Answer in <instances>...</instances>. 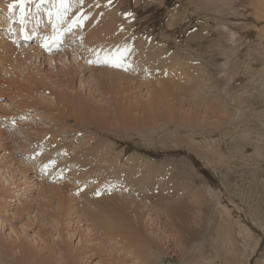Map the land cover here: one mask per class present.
<instances>
[{
  "label": "rangeland",
  "instance_id": "obj_1",
  "mask_svg": "<svg viewBox=\"0 0 264 264\" xmlns=\"http://www.w3.org/2000/svg\"><path fill=\"white\" fill-rule=\"evenodd\" d=\"M84 1L83 9H79L80 12L71 20L76 21L84 14L86 19L82 23L65 22L67 25L58 29L62 27L60 22L69 18L66 11L70 7L72 9L73 2H65L68 4L64 6L58 0H24V22L21 23L20 0H0V38L5 44L2 43L3 48L0 49V264H153L152 260L150 262V250H146L152 243L160 252L157 264H224L219 255L223 233L235 231L241 237V223L258 237L255 252L251 248L246 254V263L264 264V229L256 227L252 221L264 213V163L260 158H252L251 163L249 161L245 166L239 159L225 157L223 151L221 154L209 152L208 156L201 152L205 148L209 151V144L210 149L213 144L216 148L219 145L223 147L224 139L228 140L233 133L228 129L233 130L237 126L236 100L240 95L236 92L237 87H232L236 85V76L231 80L227 71L233 76L235 64L246 61L252 63L255 70L264 68V39L251 18L255 1L229 0L224 9L228 22L209 11H202L206 8V0H86L87 4ZM10 5L15 7L10 8ZM219 5L214 4L216 9H220ZM198 13L209 14L211 19L207 21ZM230 20H237V26L233 27ZM58 35L64 45L53 43H57L54 40ZM113 35L119 36L120 40V37L130 38V41L140 38L145 43H160L169 55L182 59H189L198 48L203 56L201 63H208L210 70V75L206 73L208 76L200 73L205 83L211 81V86L205 87L208 97L211 100L219 97V104L228 107L226 116L229 121L226 123L225 115L213 110L212 106L208 109L209 105H204L205 100L193 102L196 95L191 90L183 91L189 88L193 77L190 79L188 76L187 80L167 69L163 83L174 85L181 100L170 103V108L181 109L176 120L169 126L159 120L157 125L145 124L134 128L122 125L121 118L116 122V118L121 117L118 114L120 106L131 107L134 117L144 119L148 115H163V101L151 105L152 87L159 88L155 83L158 80L154 74L145 76L136 72L137 68L123 64L128 62L125 53L120 67L104 62L89 63L96 61L98 56L103 60L106 50L110 54L122 52V48L117 47L119 39L116 36V42ZM70 37L75 38L69 40ZM93 40H96L93 49H88L87 43ZM195 41L204 43L202 47L206 48L210 43L214 47L223 44L221 52L234 56V60H229L228 56L225 61L219 54V58L227 62V67L216 70L209 64L207 49L192 44ZM258 48L263 50H260L262 54L258 53ZM37 49L41 52L39 58H27L29 55L26 54ZM56 57L60 60H50ZM129 69L135 72L132 74ZM110 70L122 75L121 93L112 91L107 85L104 87L110 81L107 74ZM70 71L73 74L67 76ZM26 76L42 83V94H37L34 89L29 105L26 103L28 107L19 105L23 98L12 89L19 84L28 86L29 82L24 79ZM67 78L69 82H66ZM257 78L253 92L259 104L261 91L256 90L260 91L256 93L255 88L261 82L259 75ZM225 79L233 82H229L231 86ZM14 94L16 100L12 99ZM58 94L68 101L71 96L79 94L85 104L93 109H102L100 118L104 119L95 117V120L90 118V121L81 122L70 118L69 130L63 128L61 131V127L54 124L59 113ZM34 105L37 106L36 111ZM262 107L263 111L256 117L257 123L261 124ZM221 109L222 112L225 108ZM194 110L199 112L196 117ZM213 129L217 133L225 131L226 135L220 142L215 140L216 136L209 135ZM55 131L61 132L55 142L57 145H44L45 141H53ZM255 131V134L260 133L256 134L260 141L255 136L257 144L264 146L261 134L264 130L258 126ZM202 137L208 140L204 142ZM199 143L204 144L202 149ZM88 151L94 162L91 165L96 168L94 173L99 174L100 181L111 171L105 174L104 169L109 162L117 161V168L121 169L127 159H135L134 169L129 168L130 183L127 185L122 176V180L105 179V186L97 187L95 181L88 177L87 167L85 170L73 164L76 160L79 163L77 158L87 155ZM215 156L225 161L224 165L214 164L218 170L211 164L215 159L217 161ZM231 161L241 165L231 166ZM140 163H145V166H140ZM145 167L157 170L150 185L142 182L141 173ZM75 172L84 181L78 183L72 174ZM241 246L237 244V247ZM139 247L145 250L139 252Z\"/></svg>",
  "mask_w": 264,
  "mask_h": 264
},
{
  "label": "bare ground",
  "instance_id": "obj_2",
  "mask_svg": "<svg viewBox=\"0 0 264 264\" xmlns=\"http://www.w3.org/2000/svg\"><path fill=\"white\" fill-rule=\"evenodd\" d=\"M50 1V0H49ZM61 2L62 3V0H58V2ZM191 1V0H190ZM194 1V0H193ZM207 1V3H206V8L205 9H202V11H205V12H210L211 14H214L216 17H219L220 18V20L222 19V20H226L227 21V12L224 10L226 7H227V5L229 4L228 2H229V0H206ZM248 1V0H247ZM255 1V3L253 4L254 5V12H253V15H252V19H253V25H256V28H257V30H258V32H259V34H260V37L262 38V39H264V0H254ZM56 2V1H55ZM65 2H73L74 3V5L73 4H71V6H72V9H71V7H70V10H68V11H66V9H65V11L67 12V14L66 15H68L67 17H69L68 19L66 18H64L66 21H64V22H60V25L62 26V27H60V25L58 26V27H60V28H58V29H62V28H64L67 24L65 23V22H69V23H71V22H73L71 19H73L72 18V16H75L76 17V15L80 12L79 11V9H83V6L85 5L84 3H81L80 2V0H63V3H64V6L65 5H67L68 3H65ZM84 2H86V0L84 1ZM90 2H92V1H90ZM189 2V1H188ZM88 2H86V4H87ZM190 3V2H189ZM214 4H220L218 7L220 8V9H216V7L214 6ZM246 4V3H245ZM192 6H193V4H192ZM247 6V5H246ZM2 7V6H1ZM194 7V6H193ZM210 7H213V9H210ZM3 9H5L4 7H2ZM69 8V7H68ZM240 9V8H239ZM238 9V10H239ZM6 10V9H5ZM86 10V9H85ZM7 11V10H6ZM59 11V10H58ZM90 11H91V9H90ZM94 11H95V9H94ZM195 11H196V13H197V10L195 9ZM198 11H199V9H198ZM68 12H69V14H68ZM81 12H83V11H81ZM59 13V12H58ZM194 13V12H193ZM57 14V13H56ZM55 14V15H56ZM81 14V13H80ZM79 14V15H80ZM245 14V13H244ZM243 14V15H244ZM82 15H83V13H82ZM85 16H86V14H84ZM198 15L199 16H202L204 19H207V21L209 20V19H211L210 17H209V14H205V15H202V14H199L198 13ZM197 15V16H198ZM213 15V16H214ZM84 16V17H85ZM226 16V19L224 18ZM247 16V15H246ZM87 17V16H86ZM46 18H50L49 16H47ZM105 19H106V16L104 17ZM192 18V17H191ZM56 19V18H55ZM184 19V18H183ZM200 19V18H199ZM53 19H51V21H52ZM57 20V19H56ZM59 20V19H58ZM117 20V19H116ZM182 20V19H181ZM112 21H114V20H112ZM48 22V21H47ZM50 22V21H49ZM106 22V21H105ZM213 22V21H212ZM219 22V21H218ZM228 22V21H227ZM230 22V24H232L233 25V27H234V25H236V22H237V20L236 21H234V20H230L229 21ZM118 23V22H117ZM242 23V22H241ZM249 23H251V22H249ZM98 24V23H97ZM121 24V23H120ZM100 25V24H99ZM114 25V24H113ZM101 26V25H100ZM186 26V25H185ZM225 26V25H224ZM228 26V25H227ZM226 26V27H227ZM230 26V25H229ZM237 26V25H236ZM248 26V25H247ZM110 27V26H109ZM108 27V28H109ZM120 27V26H119ZM209 27V26H208ZM219 27V26H218ZM191 28V27H190ZM206 28V27H205ZM211 28V27H210ZM224 28V27H223ZM229 28H231V27H229ZM238 28V27H237ZM250 28H252V27H250ZM101 29V28H100ZM186 29V28H185ZM213 29H215V28H213ZM232 29V28H231ZM244 29H245V27H244ZM104 30V29H103ZM221 30H223V29H221ZM232 30H234V29H232ZM254 30V29H253ZM252 30V31H253ZM256 30V29H255ZM117 31H119V30H117ZM122 31H123V29H122ZM207 31V30H206ZM209 31V30H208ZM207 31V33H209ZM244 31V30H243ZM242 31V32H243ZM121 32V31H120ZM125 32V31H124ZM228 32H230V31H228ZM237 32V31H236ZM20 33H21V29H20ZM58 33V30H56V34ZM249 33V32H248ZM251 33V32H250ZM249 33V34H250ZM76 34V33H75ZM79 34V33H78ZM96 34V33H95ZM94 34V35H95ZM110 34V33H109ZM124 33H122V34H120V35H123ZM130 34V33H129ZM197 34H199V33H197ZM217 34V33H216ZM221 34V33H220ZM112 35V34H111ZM130 35H132V34H130ZM200 35H202V34H200ZM206 35V34H205ZM225 35V34H224ZM234 35V34H233ZM232 35V37H234ZM114 36V40H115V37L117 36H115V35H113ZM203 36V35H202ZM230 36V35H229ZM228 36V37H229ZM251 36H252V34H251ZM119 36H117V40L119 39L118 38ZM126 37H128L127 35H126ZM187 37V36H186ZM220 37V36H219ZM231 37V38H232ZM2 38V37H1ZM0 38V49L1 48H3V46H2V43L4 42L2 39ZM56 38V37H55ZM75 38V37H74ZM73 37H70L69 38V40H71V39H74ZM109 38V37H108ZM121 38V40L119 39L118 41H120L119 42V46H117L119 49H121L122 48V52L119 54L120 56H121V60H123V58H122V55H124V53H125V56L124 57H126L127 59H128V62L126 61H124L123 62V64H125V65H129V66H133L134 68H137L138 69V71H136V72H142V73H144V75L145 76H148L150 73L151 74H154L153 75V77L154 78H156L157 80H158V82H155V83H158V85H159V88H157V87H152V89H153V94H152V96L153 97H151V105L153 106V103H155V102H158L159 101V103H161L162 101V103H163V105H162V111H163V115H161V116H156V117H153V116H155V115H148L146 118H144V119H139L138 117H134V115L132 114V112H133V110H132V108L130 107V108H125V107H122V106H120L118 109H119V113L118 114H120V116L121 117H117L116 119H118V120H116V122H118L119 121V119L121 118V121H122V125H124L126 128H134V127H143L145 124H154V125H157L156 123L159 121V120H162V124H164V125H166V126H169V124L171 123V122H173L174 120H176V118L178 117V113L180 112V108L178 107H175V109H174V106L173 107H171L170 108V103L171 102H173V103H175V100H178L179 102L181 101L180 99H179V96L178 95H176V93L177 92H179V90H177V91H175L174 90V85L171 87V86H168L166 83L164 84L163 83V80H162V78H163V76L166 74L165 73V71H167V69H169V70H173V71H175L176 73H178V74H181V76H183V77H185L186 79H187V77L189 76V78L190 77H193L192 79H191V85L189 86V88H187V89H185V90H183V91H187V90H189V92H190V90L192 91V93H194L196 96L194 97V100H192L193 102H195L196 100L199 102V103H201V101L202 100H205L206 102L204 103V105L207 107L208 105V109H210V106H212L211 108L213 109V110H215L216 112H220L221 114H224L225 115V117H224V119L226 120V123L229 121V119H228V116H226V114H227V108L225 107V105H220L219 104V102H218V100H220V98L219 97H215V95H214V97L215 98H212V100L208 97V91L206 92V89H205V87H209V86H211L210 84H211V81H209V82H204V77H203V75L202 74H200V73H203V74H206L207 72H208V74L210 75V70H209V67H208V63H204V64H202L203 62L202 61H200L201 59H203V56H202V54H201V51H199L198 50V48L197 49H195V52L194 53H191V54H194V55H188L190 58L189 59H182V57H178V56H176V55H169L168 53H167V50L165 49V47L162 45V44H155V43H153V42H146L145 43V41L143 40V39H141V40H135V39H131V41L129 40V39H125V37H120ZM188 38V37H187ZM197 38V37H196ZM222 38V37H221ZM226 38V37H225ZM245 38H247V36L245 37ZM195 39V38H194ZM202 39V38H201ZM235 39H236V37H235ZM249 39V38H248ZM108 40H110V38L108 39ZM129 40V41H128ZM132 40H134V41H132ZM197 40V39H196ZM223 40H224V38H223ZM232 40H234L233 38H232ZM231 40V41H232ZM240 40V39H239ZM54 41H57V43L56 42H53V43H55V44H58V46L59 45H61L60 43H62V38H60V36L58 35L57 36V40H54ZM112 41V40H111ZM116 41V40H115ZM118 41H116V42H118ZM144 41V42H143ZM207 41V40H206ZM235 41V40H234ZM247 41H249V40H247ZM95 42H96V40H93L91 43H87V47H88V49H93L92 47L95 45ZM213 42H215V40L213 41ZM219 42V41H218ZM233 42V41H232ZM112 43H113V41H112ZM205 43H207V42H205ZM237 43V42H236ZM248 43V42H247ZM4 44V43H3ZM68 44H72V42L71 43H68ZM192 44H194V45H199V46H201L202 47V45H204V43H201V42H197V41H195V42H193ZM216 44V43H215ZM218 44V43H217ZM5 45V44H4ZM51 45H53V44H51ZM62 45H64V42L62 43ZM139 45H140V47H139ZM162 45V46H161ZM194 45H193V47H194ZM206 45V44H205ZM223 44H221V46H222ZM55 46V45H54ZM57 46V45H56ZM57 46V47H58ZM198 46V47H199ZM207 46V48L206 47H202V48H205V49H207L206 51H208V54H209V64H211L212 65V67L213 68H215L216 70H218V69H220V70H222L221 68H223V67H225L226 66V63L227 62H224L223 60H225V61H227L228 60V58L230 57L227 53L225 54L224 52H221V46L219 45V47H217L218 45H215V47H214V45L212 46L211 45V43L208 45H206ZM261 46V45H260ZM264 47V46H263ZM125 48H127V51H125ZM200 48V47H199ZM260 48V47H259ZM259 48H258V50H259ZM53 49V48H52ZM117 49V48H116ZM119 49H117V50H119ZM201 49V48H200ZM257 49V48H256ZM2 50V49H1ZM0 50V51H1ZM35 50V49H34ZM117 50L115 51V52H117ZM260 50H262V49H260ZM260 50L258 51V53L260 52ZM77 51H78V49H77ZM100 51V50H99ZM120 51V50H119ZM136 51V52H135ZM252 51V50H251ZM263 51V50H262ZM25 52V51H24ZM41 53V52H40ZM40 53H39V51H38V49L35 51V52H33L32 51V53H29V54H26V55H29L27 58H29V59H32V58H35V59H37V58H39L40 57ZM95 53H97V52H95ZM214 53H216V55H214ZM251 53V52H250ZM261 53V52H260ZM264 53V52H263ZM5 54V53H4ZM113 55V54H110V52H108V50H106V51H104L103 52V55ZM219 54L222 56V58H223V60L222 59H220L219 57ZM262 54V53H261ZM231 55H232V53H231ZM254 55V54H253ZM257 55H259L260 56V54H257ZM264 55V54H263ZM207 56V55H206ZM229 56V57H228ZM237 56V55H236ZM251 56V55H250ZM258 56V57H259ZM194 57H196V58H194ZM248 57H249V55H248ZM255 56H253L252 57V59L254 58ZM261 57H262V55H261ZM2 58V57H1ZM129 58H130V60H129ZM210 58H211V60H210ZM231 59H233L234 60V56L233 57H230L229 58V60H231ZM248 59V58H247ZM251 59V60H252ZM50 60H60V58L59 57H56V58H52V59H50ZM75 60V59H74ZM126 60V59H125ZM198 62H197V61ZM246 60V59H245ZM249 60V59H248ZM73 61V60H72ZM235 61H236V59H235ZM122 62V61H121ZM133 62V63H132ZM202 62V63H201ZM231 62V61H230ZM244 62V61H243ZM247 62V61H246ZM246 62H244V63H241V62H237V64H235V66L236 67H233L232 69L233 70H235V71H232V72H234L233 73V76L232 75H229V70L227 71V73H228V77H231V80H233L234 79V77L236 78V80H234V83H236V85L235 86H232V87H237L236 88V92L240 95V97H238V99L236 100L238 103H236V105H238V107H237V112H238V118H236V122H237V126H236V129L234 128V125H233V127L232 128H234L233 130H231V129H228L229 131H233V133L230 135V138H228V140H226L225 141V139H224V146H223V144H222V146L223 147H220V145H219V147H215V144H213L214 146H213V148L212 149H210L211 148V146H210V144L208 145L209 146V148H208V146H207V148L209 149V151H205L206 150V148L204 149V150H202L201 152H203L202 154H206V156H208L209 155V152H213V153H222V151H223V153L222 154H224V156L225 155H228L229 156V158L228 159H230L231 158V160H232V158H234L235 160H241V162L240 163H242L243 165H245V166H247V164H248V162L252 159V158H260V160L262 161V163H264V146L263 145H261V144H257V141H256V138L258 139L259 137H257L259 134L258 133H256L257 134V136H256V134H255V129L256 128H258V126L260 127V129H262V130H264V113H263V115H262V117H263V121H261L262 122V124L261 123H257V119H256V117H258V112H260L261 113V111H263V107L262 106H264V68H260L259 70H255V68L253 67V65H252V63H250V62H248V63H246ZM71 64H73L72 62H70ZM96 63V62H95ZM206 65V66H205ZM228 66H229V64H227ZM257 66V65H256ZM227 67V66H226ZM232 67V66H231ZM238 68L240 69L241 68V71L240 70H238ZM242 68H243V71H242ZM230 69V68H229ZM102 70V69H101ZM131 72H132V74H133V72H135V71H133V69H129ZM71 74H73V72L72 71H70L69 73H68V75L67 76H69V75H71ZM107 74L110 76V81L109 82H106L105 83V85H104V87H109V89H111L112 91H114V92H116V93H121L122 91H123V85H122V82H121V80H122V75H121V73H119V72H117V71H114V70H110V71H107ZM140 75V74H139ZM143 74H142V77L144 76ZM194 75V76H193ZM207 75V74H206ZM205 75V76H206ZM225 75V76H226ZM259 75V81L261 82V84L260 85H258L256 88H255V92H256V90H260L261 91V103H257V99H256V97H255V95H254V92H253V85L257 82V80H258V78H257V76ZM208 76V75H207ZM197 77V78H196ZM210 77V76H209ZM228 77H225V78H228ZM196 80H195V79ZM24 79H25V81H27V82H29V85L28 86H21L20 84L19 85H17L16 86V88H12L14 91H16L17 90V94H18V96L21 98H23V99H20V102H19V105L20 106H26V107H28L27 105H26V103L28 104V102H29V97H31V93L32 92H34L35 90L34 89H36L37 90V94H42L41 92H42V90H41V82H40V80H37V79H35L34 77H28V76H26V77H24ZM189 79V80H190ZM229 79V78H228ZM188 80V79H187ZM210 80V79H209ZM226 80V79H225ZM70 80L67 78V81L66 82H69ZM168 81V80H167ZM228 81L226 80V83H227ZM229 82L231 83L232 81H230L229 80ZM229 82H228V84H229ZM154 83V84H155ZM233 83V82H232ZM154 84H152V85H154ZM107 85V86H106ZM180 85V84H179ZM228 86V85H227ZM227 86H225V87H227ZM229 86H231L230 84H229ZM177 87H178V84H177ZM186 87V86H185ZM179 88V87H178ZM183 88V87H182ZM73 89V88H72ZM184 89V88H183ZM209 89V88H208ZM233 89V88H232ZM231 89V90H232ZM181 90V89H180ZM21 91H22V93H21ZM213 91V90H212ZM260 91H258V92H256V93H259ZM176 92V93H175ZM210 92H211V90H210ZM181 93V92H180ZM230 93V92H229ZM179 94V93H178ZM61 94H58L56 97H57V102H58V109H59V113L57 114L58 115V120L57 121H54L55 120V117H53V121H54V124H56V126H60L61 128H60V130L61 131H63V128H66L67 129V127L70 125V123L72 122V121H70V118L71 119H76V120H78V121H81L82 122V120H84V122L86 121V120H89L90 118H92L91 120H95V117H97V118H99V119H102V118H100L101 116H102V109H93L92 107H90L88 104H85V102L80 98V95L78 94V95H74V96H71L70 98H69V100L70 101H68V100H65V98L61 95ZM183 95V94H182ZM15 94H14V96H13V98L12 99H15ZM18 96L16 97V98H18ZM60 96V97H59ZM213 96V95H212ZM228 96V95H227ZM236 96V95H235ZM185 97H187L186 95H185ZM229 97H233V96H229ZM207 98H209V100L207 99ZM228 98V97H227ZM200 99H201V101H200ZM230 100H231V98H229ZM229 99H227V100H229ZM232 99H234L235 100V98H232ZM16 100V99H15ZM165 100V101H164ZM230 100H229V102H230ZM233 100V101H234ZM191 101V102H192ZM213 101V102H212ZM226 101V100H225ZM207 102H210V103H207ZM226 102H228V101H226ZM259 102V101H258ZM190 104V103H189ZM195 104V106H197L196 105V103H194ZM229 104V103H228ZM246 104V105H245ZM29 105V104H28ZM31 105V104H30ZM59 105H61V106H59ZM166 105V106H165ZM169 105V106H168ZM227 105V104H226ZM179 106V105H178ZM201 106V105H200ZM15 107H17V106H15ZM199 107V106H198ZM202 107V106H201ZM221 107H224L225 109V112H224V110L221 112L220 110H222L221 109ZM21 108H23V107H21ZM30 108V107H29ZM29 108H27V109H29ZM32 108V107H31ZM33 108H34V110L36 111L37 110V106H33ZM96 108V107H95ZM197 108V107H196ZM235 108V107H234ZM160 109V110H161ZM21 110H23V109H21ZM77 110V111H76ZM152 112H154V110L152 109L151 110ZM211 111V110H210ZM25 112V111H24ZM40 112V111H39ZM113 112V111H112ZM114 112H115V110H114ZM113 112V113H114ZM199 112L198 111H195L194 110V114H195V116L194 117H196L197 116V114H198ZM236 113V112H235ZM260 113H259V116H260ZM116 114V113H115ZM193 114V113H192ZM191 114V115H192ZM234 114V113H233ZM20 115V114H19ZM117 115V114H116ZM113 116H114V114H113ZM193 117V118H194ZM114 118V117H113ZM192 118V119H193ZM221 118V117H220ZM233 118V121H234V116L232 117ZM104 119V118H103ZM222 119V118H221ZM201 120H202V118H201ZM90 121V120H89ZM102 121H105V120H102ZM260 121V120H259ZM87 122V121H86ZM101 122V121H100ZM115 122V123H116ZM120 122V121H119ZM191 122H194V121H191ZM178 123V122H177ZM203 123V122H202ZM18 124V123H17ZM57 124H59V125H57ZM114 124V123H113ZM117 124V123H116ZM207 124V123H206ZM217 124V123H216ZM235 124V123H234ZM76 125H78V124H76ZM199 125V124H198ZM236 125V124H235ZM147 126V125H146ZM218 126V125H217ZM221 126V125H220ZM231 126H232V124H231ZM228 127V126H227ZM221 129V128H220ZM67 130H69V129H67ZM71 130V129H70ZM206 130V129H205ZM74 131V130H73ZM260 131V130H259ZM197 132V131H196ZM54 133H56L55 135H54V139H53V141H51V142H49V141H45L43 144L44 145H46V146H51V144H54V146L55 145H57V143H55L56 141H58L59 140V138H60V133L61 132H59V131H55ZM59 133V134H58ZM198 133V132H197ZM205 134H208L206 131L204 132ZM220 133V134H219ZM219 133H217V131H216V129H213V130H211V133L209 134V135H212V136H216V138H215V140L217 139L219 142L221 141V139H223V137L226 135V133H225V131H220ZM203 134V133H202ZM262 134V136H263V139H264V132H262L261 133ZM192 135V134H191ZM205 136V135H204ZM255 136H256V138H255ZM42 137H44V136H42ZM43 139V138H42ZM201 139H203L204 140V142H205V140H208V138L207 137H202ZM259 141H260V138H259ZM262 141V140H261ZM42 142V141H41ZM216 142V141H215ZM213 143V142H212ZM211 143V144H212ZM42 144V145H43ZM99 144V143H98ZM200 145V149H202V146L204 145L203 143H199ZM218 144V143H217ZM102 145V144H101ZM202 145V146H201ZM207 145V144H206ZM93 147V146H92ZM204 147V146H203ZM223 148V149H222ZM90 150V149H89ZM107 151V150H106ZM67 152V151H66ZM87 153V155H84L82 158H77L79 161V163H77L76 161H75V163H73L74 165L75 164H77L76 166V168H80L81 166H82V168H84L85 169V167H87L86 169H87V174H88V177L89 178H92L94 181H95V183L98 185L97 187H101V186H105L104 184H105V179H107V180H112L113 178L115 179V178H122V176L124 177V179H125V181H126V184L128 185L129 183H130V174H131V171H130V169L129 168H131V169H134V167H135V165H136V162H135V159H132V161H131V159H127L126 160V162H125V166L123 165V167L122 166H120V167H122L121 169H118L117 168V161L116 162H109V165L107 166V167H105V174H107V172H108V170H111L107 175H105V177H104V179L102 180V181H100L99 180V178H98V175L99 174H97V173H94V170L96 169V168H94V167H92V163H94L93 162V160H91V152L90 151H88V152H86ZM65 154H68V152L67 153H65ZM102 154H103V156L106 158V155H104L105 154V152H102ZM200 154V153H199ZM201 154V155H202ZM215 155V154H214ZM94 155H92V157H93ZM227 156V157H228ZM205 156H203V158H204ZM212 157H214V156H212ZM226 157V156H225ZM215 158H217L216 156H215ZM110 160V159H109ZM108 160V161H109ZM113 160V159H112ZM111 160V161H112ZM137 160H139V159H137ZM214 161V159H212L211 158V161ZM138 162V161H137ZM210 162V161H209ZM213 163V166L215 167L216 165H214V164H219V165H224L225 164V161L222 159V158H217V161H216V159H215V161L214 162H211V164ZM239 162H235V163H232V161H231V166H235V165H237ZM239 163V164H240ZM250 163H251V161H250ZM257 164H259V163H257ZM256 164V165H257ZM241 165V164H240ZM249 165V164H248ZM73 166V165H72ZM140 166H145V163H140ZM148 166V165H147ZM210 166V165H209ZM212 166V165H211ZM210 166V167H211ZM226 166H227V164H226ZM253 166V165H252ZM75 167V166H74ZM112 167H114L115 169L114 170H112L113 168ZM230 167V166H229ZM255 167V166H254ZM142 168V167H141ZM216 169L218 168V167H215ZM85 169V170H86ZM155 169V168H154ZM153 169V167H145L144 168V170L142 171V173H141V175L143 176V179H142V182L144 183V184H149V183H151L152 181H151V178L153 179V176H156L157 175V170H154ZM121 170H123V171H121ZM192 170V169H191ZM218 170V169H217ZM220 170V169H219ZM231 171V170H230ZM236 171H238V170H236ZM254 171V170H253ZM256 172V171H255ZM196 173V172H195ZM220 173V172H219ZM73 175H74V177H75V180L76 181H78V183L81 181H84V179H82V180H80V178L82 177L81 175H79V173L78 172H75V173H72ZM227 174V173H226ZM159 175V174H158ZM132 176V175H131ZM222 176H224V175H222ZM84 178V177H83ZM222 178V177H221ZM123 179V180H124ZM131 179H133L132 177H131ZM109 180V181H110ZM119 180V179H118ZM122 180V179H121ZM137 180V179H136ZM139 180V179H138ZM147 180H149V181H147ZM155 180V179H154ZM222 180H223V178H222ZM116 182H118L117 180H115ZM151 181V182H150ZM109 183V182H108ZM225 183V185L227 186V182L225 181L224 182ZM154 184V183H153ZM131 185H132V182H131ZM143 186V184H140V186ZM150 185V184H149ZM229 185V184H228ZM133 186V185H132ZM134 186H136V185H134ZM133 186V187H134ZM144 187H146V185L145 186H143V188ZM151 187V186H150ZM135 189H136V187H134ZM139 188V187H138ZM143 188H141V189H143ZM147 188V187H146ZM140 188H139V190H141ZM145 189V188H144ZM230 189H231V187H230ZM99 190V189H98ZM97 190V191H98ZM100 191H101V189H100ZM142 192V191H141ZM98 193L100 194V192L98 191ZM98 193H97V195H98ZM136 193V192H135ZM64 194V193H63ZM68 195V194H67ZM96 195V196H97ZM87 196H89V195H87ZM92 196H94V195H92ZM91 196V197H92ZM95 201V200H94ZM228 218V217H227ZM239 219V218H238ZM235 221H236V219H235ZM253 221V223L255 224V226L256 227H259V228H262V229H264V213H263V216H260L259 218H255V219H253L252 220ZM186 223V222H185ZM235 223V222H234ZM227 224V223H226ZM242 225H241V230H240V235H241V237L240 236H237V233H235V231H233V232H227V233H223V237H222V242H221V246H220V253H219V255H220V258H221V260L224 262V264H247L246 263V254H247V252H248V250L249 249H251L252 248V251H253V253L255 252V249H256V246H257V240H256V238H258L257 236H255L252 232H251V230H250V228H248L247 227V225H245L244 223H241ZM253 224V225H254ZM184 225V224H183ZM235 225V224H234ZM237 227V226H236ZM240 228V227H239ZM231 229L233 230V229H235V227L233 228V227H231ZM258 229V228H257ZM261 229V230H262ZM225 231V230H224ZM238 232V231H237ZM262 233V232H261ZM264 234V233H263ZM151 242H154L153 240H150ZM143 243V242H142ZM202 244V243H201ZM220 244V243H219ZM237 244H239V246L240 245H242L241 247H237ZM219 248V247H218ZM150 251H149V250ZM135 250H136V248H135ZM137 250H139V252L140 251H142V250H145V248L144 249H142V247H139V249L137 248ZM146 250H148L149 251V256H150V262H151V260H152V263L153 264H157L159 261H160V252L159 251H157L156 249H155V246L153 245V243L152 244H150L149 245V247L147 246V249ZM257 251V250H256ZM138 254V253H137ZM256 254V253H255ZM250 257V256H249ZM150 264V263H149ZM207 264V263H206ZM249 264H250V261H249Z\"/></svg>",
  "mask_w": 264,
  "mask_h": 264
},
{
  "label": "snow or ice",
  "instance_id": "obj_3",
  "mask_svg": "<svg viewBox=\"0 0 264 264\" xmlns=\"http://www.w3.org/2000/svg\"><path fill=\"white\" fill-rule=\"evenodd\" d=\"M81 3H83V0H80ZM62 3H63V0H62ZM23 4H24V0H20V12H21V23L24 22V7H23ZM15 7V5H10V8H13ZM52 13H49V16H51ZM131 15V14H129ZM83 19H86V17H81V18H78L76 21H73V23H82V20ZM47 46V45H45ZM125 51H127V48H125ZM93 62H96V63H101V62H104V63H111L113 66L115 67H120L121 66V56L119 54H113V55H105L103 57V60H101L98 56L97 60L96 61H89V63H93Z\"/></svg>",
  "mask_w": 264,
  "mask_h": 264
}]
</instances>
